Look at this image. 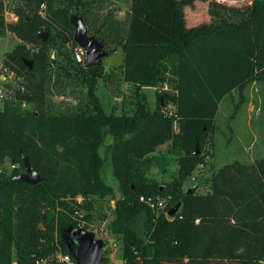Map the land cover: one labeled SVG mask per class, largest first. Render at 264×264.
Wrapping results in <instances>:
<instances>
[{"label":"trees","instance_id":"16d2710c","mask_svg":"<svg viewBox=\"0 0 264 264\" xmlns=\"http://www.w3.org/2000/svg\"><path fill=\"white\" fill-rule=\"evenodd\" d=\"M111 2L21 0L18 20L8 22L0 1V36L9 31L20 39L3 67L22 78L0 107V165L7 158L21 165L10 175L0 172V264H46L38 262L59 250L73 255L66 229L80 227V213L91 221L94 196L106 193L116 198L109 228L124 240L125 264H264V156L223 164L209 192L197 185L182 189L204 163L201 147L222 99L234 89L245 98L249 83L264 84V0L243 7L210 1L212 21L192 27L185 7L196 0H130L125 20ZM73 14L84 18L109 55L110 45L123 50L120 80L132 85L133 100L122 113L114 105L107 112L98 95L101 79H118L116 69L107 73L104 61L86 67L76 60ZM42 31L49 32L46 41ZM169 81L176 90L168 95L176 106L171 114L162 95L155 108L144 95L145 88ZM169 140L183 152L180 174L168 184L147 181L150 154ZM21 152L42 182L14 179L25 167ZM107 163L117 186L105 178ZM168 195L173 202L159 213L142 200ZM144 213L145 237L133 226Z\"/></svg>","mask_w":264,"mask_h":264},{"label":"rangeland","instance_id":"374dc122","mask_svg":"<svg viewBox=\"0 0 264 264\" xmlns=\"http://www.w3.org/2000/svg\"><path fill=\"white\" fill-rule=\"evenodd\" d=\"M20 0H6L5 11L6 20L8 22L16 21L13 17L12 8L19 3ZM109 4L112 9H116V15L119 19L125 20L127 12L130 9V0H111ZM197 1V0H196ZM210 1L218 0H201L195 10L187 9L188 22L204 23L203 17L207 16L206 4ZM233 1V0H229ZM200 18V19H198ZM212 21L206 18L205 23ZM187 22V25H188ZM20 39L12 32L8 31L6 36H0V69L7 51L12 50ZM110 50L114 52L104 59V68L108 73L112 69H116V80L101 79L99 82L98 95L102 101L103 107L107 112L112 110V106H116L118 113H122L132 105L133 91L130 83L120 80L121 65L124 62V54L121 47L110 45ZM7 82V83H6ZM18 81L5 80V91L8 90V98H13L15 91L18 88ZM20 82V81H19ZM0 80V90L3 88ZM245 89L248 91V101H241L242 107L236 112H233L237 103L240 102L239 90L233 99V91L226 95L220 102L217 117L214 125L208 136V140L201 147L202 156H205L204 163L198 165L196 169L185 179L182 189H191L197 185L198 191L206 193L210 191L212 174L223 164L239 159L244 162L252 163L257 157L264 156V84L259 81L249 83ZM172 81L166 82L159 88H145L144 95L148 100L149 106L155 108L158 104L159 95H162V100L165 105L166 112L171 114L176 106L168 99V95L175 94ZM55 100H67L68 103H74L76 100L72 97H56ZM5 99L0 98V107L3 106ZM66 101V102H67ZM251 104V105H249ZM24 107H31L30 103ZM234 114V115H233ZM179 131L178 125L175 127V132ZM246 142V143H245ZM198 151L200 148L197 146ZM153 159L146 168L147 181L157 182L158 184H168L172 182L180 174V157L183 152L180 151L177 143L169 140L157 147L152 152ZM108 156V155H107ZM108 160L109 157H107ZM16 170H21V165L14 162L11 158H7L0 165V172L6 175L12 174ZM25 172V167L22 173ZM104 175L106 180L117 186L115 176L112 172V166L107 163L104 168ZM157 199L165 200L166 206L173 202V196L167 197L159 196ZM83 197L80 196L78 201H82ZM95 211L92 213V220L83 219L80 215H75L76 220L79 222L80 227L69 226L65 233L64 239L68 242V234L74 229H85L92 232L96 239L103 241L105 244V251L103 259H109V264H125L124 259V240L121 235L114 234L109 224L115 217L114 210L116 208V198L114 193H106L94 196ZM142 200L146 203L143 196ZM156 213L161 210L154 209ZM84 214V213H82ZM146 214L139 215L133 223L137 233L145 237L144 221Z\"/></svg>","mask_w":264,"mask_h":264},{"label":"water","instance_id":"95a60500","mask_svg":"<svg viewBox=\"0 0 264 264\" xmlns=\"http://www.w3.org/2000/svg\"><path fill=\"white\" fill-rule=\"evenodd\" d=\"M72 23L76 27L75 41L86 52L84 64L86 67H95L103 63L105 57L109 55V51L105 43L98 39L95 35L90 34L89 27L80 15L73 14ZM38 36L46 41L49 32L42 31ZM30 65L32 62L30 61ZM24 160L25 172L14 177L15 180L25 181L30 184H37L44 180V177L34 168L29 156L21 152ZM192 188L189 190L191 192ZM182 203L178 202L168 211V216L173 218L179 212ZM68 244L70 251L75 257L78 264H100L103 260L105 244L103 241L95 238L92 232L85 229H74L68 234Z\"/></svg>","mask_w":264,"mask_h":264},{"label":"built area","instance_id":"2783aa9c","mask_svg":"<svg viewBox=\"0 0 264 264\" xmlns=\"http://www.w3.org/2000/svg\"><path fill=\"white\" fill-rule=\"evenodd\" d=\"M3 2L4 4V10L5 11H8L7 8H6V0H0ZM21 1V0H20ZM19 1V3H20ZM19 3H17L13 8H12V13H13V17L15 18V20L17 21L18 20V16L16 14V7L19 5ZM45 9H46V4H43L42 5V8H41V14L43 16L46 15V12H45ZM75 57H76V60L78 62H84L85 59H86V52L85 50L81 47V46H77L75 48ZM10 79V81L12 82H16V81H19L21 80V76H19L14 70H12L11 68H5L3 67V64L1 66V69H0V80L1 81H4V83H2V89L0 90V98L2 99H5L8 96V90L5 91V80H8ZM24 105L27 104L26 101H24L23 103ZM80 198V197H79ZM147 203L150 205V207L152 209H157V210H164L167 206H166V202L165 200H162V199H157V198H153V197H148L146 199ZM160 212V211H159ZM38 263H46V264H77V261L75 259V257L73 255H71L70 253H66V252H63V251H57L52 257L50 258H47L45 260H42V261H39ZM13 264H16L15 262Z\"/></svg>","mask_w":264,"mask_h":264},{"label":"crops","instance_id":"0c3cea01","mask_svg":"<svg viewBox=\"0 0 264 264\" xmlns=\"http://www.w3.org/2000/svg\"><path fill=\"white\" fill-rule=\"evenodd\" d=\"M219 2H221V3H224V4H227V5H230V6H233V7H243V6H247V5H250V4H252V2H253V0H233V1H229V0H218ZM199 2H201V0H197L196 2H195V5L194 6H186L185 7V11H186V20H187V22H188V13H187V9L189 8L190 10H195V8H196V5H197V7H198V5H199ZM206 7H207V11H206V14H207V16L206 15H204V17H203V21H204V23H205V20H206V18H209L210 20H211V15H210V13H209V2L206 4ZM198 19H200V18H198ZM201 20L202 19H200V22H195V23H192L191 21L190 22H188V26L189 27H192V26H195V25H200V23H201ZM203 24V23H202ZM236 91H237V89H234L233 90V99H234V97L237 95V93H236ZM236 94V95H235ZM244 96H245V98H242V94L239 92V98L241 99L242 98V100L243 101H245V102H247L248 101V91H247V89H244ZM237 106L239 105V108H235V109H237V111L240 109V106L242 107V103H237L236 104ZM249 105H251V104H249ZM236 106V107H237ZM233 112H235V110L233 111ZM246 143V142H245Z\"/></svg>","mask_w":264,"mask_h":264}]
</instances>
